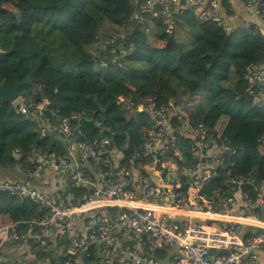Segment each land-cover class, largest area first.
Instances as JSON below:
<instances>
[{
  "label": "built area",
  "instance_id": "obj_1",
  "mask_svg": "<svg viewBox=\"0 0 264 264\" xmlns=\"http://www.w3.org/2000/svg\"><path fill=\"white\" fill-rule=\"evenodd\" d=\"M242 1L264 34V0ZM131 2L138 20L141 13H151L172 24L173 15L191 13L226 31L233 29L222 14L230 0ZM245 78L253 104L264 106V64L248 67ZM118 100L131 107L130 99ZM10 104L34 123L41 138L56 135L64 148L62 153L16 147L17 165L37 180L48 169L68 173L57 198L30 182L0 181V194L27 199L44 211L29 220L0 225V252L28 248L25 254L30 258L14 261L17 264H264V182L238 174L226 178L224 189L211 198L201 194L218 176L213 152L219 158L230 140L203 123L193 125L189 113L194 104L188 98L170 99L161 107L153 100L140 104L138 109L149 114L152 127L133 157L139 162L130 167L114 158L108 138H86L83 113L59 116L49 98L36 95L20 94ZM94 125L104 130L101 121ZM259 141L264 156V135ZM186 149L191 165L185 164ZM72 185L87 191V197L77 198ZM237 193L243 198L241 209Z\"/></svg>",
  "mask_w": 264,
  "mask_h": 264
},
{
  "label": "trees",
  "instance_id": "obj_2",
  "mask_svg": "<svg viewBox=\"0 0 264 264\" xmlns=\"http://www.w3.org/2000/svg\"><path fill=\"white\" fill-rule=\"evenodd\" d=\"M27 3L37 9L32 16L10 8H27ZM136 11L131 0H0V86L20 80L21 95L49 98L59 116L83 113L86 138H108L113 153L122 150L124 167L139 162L133 157L152 127L140 104L153 100L161 107L186 97L194 104L193 125L220 129L230 140L216 162L217 178L201 194L211 198L224 189L226 178L238 174L264 182L259 141L264 106L253 104L245 78L248 67L264 64V34L252 25L226 31L191 13L173 15L172 24L151 13H141L138 20ZM120 97L130 99L131 107ZM97 120L103 131L95 128ZM179 142L185 144L182 138ZM22 146L64 152L60 138H41L34 123L4 103L0 92V167L16 165L13 151ZM185 159L192 164L187 149ZM72 186L77 198L87 197V191ZM43 212L27 199L0 194V218L8 222ZM16 262L0 252V264Z\"/></svg>",
  "mask_w": 264,
  "mask_h": 264
},
{
  "label": "crops",
  "instance_id": "obj_3",
  "mask_svg": "<svg viewBox=\"0 0 264 264\" xmlns=\"http://www.w3.org/2000/svg\"><path fill=\"white\" fill-rule=\"evenodd\" d=\"M231 10H226L222 8V14L224 21L229 24L231 28L237 27L239 25H257L256 20L253 16L249 14L247 9L244 6L242 0H230L228 2ZM262 31V30H261ZM220 130V129H219ZM122 153L120 148H114V158L119 160L122 158L118 156ZM218 159L217 153L213 152V162L216 163ZM90 169H94L98 171V168H94L88 165ZM0 181H22V182H30L33 186L37 187L40 191L53 196L59 197L60 192L65 188L68 181V173L67 172H58L54 169H48L41 180L29 178L22 168H20L17 164L10 167H0ZM237 204L241 209L243 204V198L240 193H237ZM4 223H8L6 218H0V225H4ZM247 231H251L250 228L246 229ZM28 250L27 246H24L21 249L17 248H6L1 252V255L5 260H13V261H22L29 259L30 257L26 255V251ZM24 252V253H23ZM262 261H264V256H261Z\"/></svg>",
  "mask_w": 264,
  "mask_h": 264
},
{
  "label": "water",
  "instance_id": "obj_4",
  "mask_svg": "<svg viewBox=\"0 0 264 264\" xmlns=\"http://www.w3.org/2000/svg\"><path fill=\"white\" fill-rule=\"evenodd\" d=\"M22 87L23 83L20 80L16 82L6 83L0 86V92L3 96V102H13L20 95V90ZM211 254H214V251H211Z\"/></svg>",
  "mask_w": 264,
  "mask_h": 264
},
{
  "label": "rangeland",
  "instance_id": "obj_5",
  "mask_svg": "<svg viewBox=\"0 0 264 264\" xmlns=\"http://www.w3.org/2000/svg\"><path fill=\"white\" fill-rule=\"evenodd\" d=\"M24 6H26V4H24ZM27 8H21V6H17L16 8L15 7H10L14 12H16V13H18L19 14V12L22 14V15H28V16H32L33 14V12H35V11H37V9L35 8V6L32 4V3H27V6H26ZM201 10H202V7L200 8V11H199V13L201 12ZM32 14V15H31ZM20 15V14H19ZM203 17H205V18H207L206 17V14H205V16H203ZM185 161H186V159H185Z\"/></svg>",
  "mask_w": 264,
  "mask_h": 264
}]
</instances>
